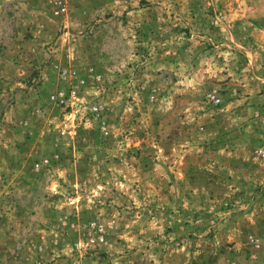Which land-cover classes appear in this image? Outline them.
Wrapping results in <instances>:
<instances>
[{"label":"rangeland","instance_id":"obj_1","mask_svg":"<svg viewBox=\"0 0 264 264\" xmlns=\"http://www.w3.org/2000/svg\"><path fill=\"white\" fill-rule=\"evenodd\" d=\"M0 264H264V0H0Z\"/></svg>","mask_w":264,"mask_h":264},{"label":"built area","instance_id":"obj_2","mask_svg":"<svg viewBox=\"0 0 264 264\" xmlns=\"http://www.w3.org/2000/svg\"><path fill=\"white\" fill-rule=\"evenodd\" d=\"M61 103H65V100L64 99L61 100ZM252 243L254 244V246L256 248H258L260 246V242H259V240L257 238L252 239Z\"/></svg>","mask_w":264,"mask_h":264}]
</instances>
